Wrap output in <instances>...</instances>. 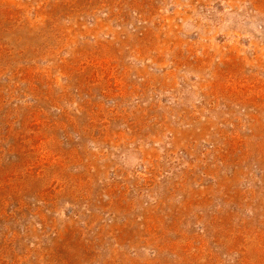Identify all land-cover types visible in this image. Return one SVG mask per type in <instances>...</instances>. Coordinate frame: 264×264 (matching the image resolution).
Here are the masks:
<instances>
[{
  "label": "rangeland",
  "instance_id": "1",
  "mask_svg": "<svg viewBox=\"0 0 264 264\" xmlns=\"http://www.w3.org/2000/svg\"><path fill=\"white\" fill-rule=\"evenodd\" d=\"M0 264H264V0H0Z\"/></svg>",
  "mask_w": 264,
  "mask_h": 264
}]
</instances>
